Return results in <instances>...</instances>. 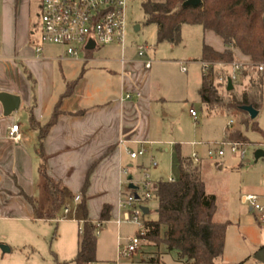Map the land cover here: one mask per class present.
<instances>
[{
  "label": "rangeland",
  "instance_id": "rangeland-1",
  "mask_svg": "<svg viewBox=\"0 0 264 264\" xmlns=\"http://www.w3.org/2000/svg\"><path fill=\"white\" fill-rule=\"evenodd\" d=\"M37 7L34 6V37L40 42L39 18ZM126 24L124 28L123 46L116 44L97 46L94 49L95 62L86 67L88 71L81 73V68L71 67L68 75L86 79L88 92L95 97H106L108 93L118 88L117 73L121 59L134 61H151V67L145 69L153 79L156 101L149 106L150 140L154 143L145 146L146 155L132 160V167H127L121 192L134 191L138 195L143 193L141 179L146 172L149 179L157 182L177 177L176 151L178 145L182 156L196 152L200 158L201 179L205 191L216 197V210L213 215L215 222H228L225 243L222 255L216 260L217 264H264L255 260L259 250H264V226L259 225L254 213L240 202L243 194H264V158L254 162L253 152L255 143L262 141L259 131L251 130L250 126L242 124L235 114H228L225 109L216 108L207 111L201 104L198 95L200 80V65L196 61L200 57L201 45L204 41V31L199 25L184 24L181 26V40L172 45L166 41L158 42L156 26L145 22L144 14L140 8V0H128L125 10ZM211 32V31H210ZM214 39L220 41L213 31L210 33ZM58 49L57 47H55ZM142 48L143 57H138L137 50ZM90 49V50H93ZM89 52V50H84ZM235 52V57H241ZM125 63H128L127 61ZM184 65V69H183ZM255 77V76H254ZM244 88L249 89L248 78H242L236 84V93ZM79 89H77L78 92ZM223 92V91H222ZM223 97L225 94L223 92ZM189 108H193L197 115L191 116ZM230 118H235L231 126H227ZM257 126L264 131V89H262V102L257 116L253 119ZM240 132L250 143L246 153L241 159L237 152H231L224 147L222 156L216 155L218 145L224 141L227 132ZM246 134V135H245ZM227 140V139H225ZM195 142V146L191 143ZM198 142V143H197ZM194 144V143H193ZM139 148H134L137 151ZM166 149V150H165ZM150 156L154 157L156 166H151ZM137 161V162H136ZM136 163H139L138 166ZM221 166L219 169L218 166ZM131 176V180L127 177ZM136 189H129V183ZM117 209L110 220L106 221L94 244V259L113 258L117 247V228L112 220L118 215ZM42 198L39 213L46 218L48 203L47 195ZM264 205V196L260 198ZM67 206L70 213L65 219L63 209ZM137 206H146L148 213L146 219L156 218L157 201L153 192L150 198H141ZM49 209V208H48ZM55 219L37 221L1 220L0 221V264H75L73 257L78 248V223L72 218L83 217L81 203L74 204L68 194L64 196V203L57 205ZM38 217V213L35 214ZM138 225L123 222L118 230L121 246L134 234ZM1 246H8L9 251L4 252ZM151 248L148 247L147 250ZM174 254L161 257L163 264H182L174 261ZM120 264H147L140 258L133 260L122 259Z\"/></svg>",
  "mask_w": 264,
  "mask_h": 264
},
{
  "label": "crops",
  "instance_id": "crops-1",
  "mask_svg": "<svg viewBox=\"0 0 264 264\" xmlns=\"http://www.w3.org/2000/svg\"><path fill=\"white\" fill-rule=\"evenodd\" d=\"M40 1L0 0V91L20 97L19 109L8 116L3 114L0 102V221L46 219L36 217L32 206L19 194L22 190L41 207L46 193L44 179L37 170L40 162L35 151L37 131L29 127L27 110L33 105L36 121L44 124L64 92L66 82L88 71L90 67L86 65L96 61L94 49L78 58H64L59 47L41 44L34 37V6L38 15ZM203 31L202 44L218 52L225 49L221 38L218 41L210 35L211 30ZM38 46L42 47L39 53L36 52ZM126 61L120 64L117 73L118 88L106 97L94 98V95L86 94L89 93L87 82L81 77L73 93L61 99L64 113L43 140L48 175L60 182L64 196L68 194L72 202L77 193L85 199L88 220H98L105 204L111 206L110 219L115 214L125 179L120 169L125 164L132 167V160L138 158L131 159L125 148L134 150L154 143L150 140L149 106L156 101V90L151 75L145 70L151 66L145 68L143 61ZM196 61L200 63L199 59ZM73 66L82 71L75 77L68 75ZM201 82L200 70L197 91ZM232 88L236 91V85ZM80 109L86 111L70 114ZM13 124H18L20 139L17 141L8 136ZM261 134L262 141L255 143L254 152L264 143V131ZM111 147L112 151L108 153ZM94 164L89 184L83 192L86 175ZM113 260L105 258L96 262Z\"/></svg>",
  "mask_w": 264,
  "mask_h": 264
},
{
  "label": "trees",
  "instance_id": "trees-1",
  "mask_svg": "<svg viewBox=\"0 0 264 264\" xmlns=\"http://www.w3.org/2000/svg\"><path fill=\"white\" fill-rule=\"evenodd\" d=\"M185 0H140V8L145 22L156 26L157 41H166L175 45L181 40V26L184 24L199 25L203 30H211L222 39L225 49L215 51L211 46L202 44L200 61L230 63L235 59V52L250 57L255 63L264 62V0H200V3L184 5ZM81 74L65 84V90L56 102L49 119L41 124L36 121L33 105L28 108L29 127L37 131L36 154L40 160L37 170L43 177V187L47 193L50 207L46 218L55 219L57 205L64 203V194L59 181L52 179L47 173L46 155L43 140L57 119L64 113L61 110V99L70 96L77 86ZM249 89L239 94L235 89L221 88L212 80L202 76L199 96L201 104L207 111L216 108L225 109L241 119L242 124L251 130L261 129L250 119L249 114L241 109L243 105H252L259 110L262 102V86L264 75H249ZM225 97H223V92ZM80 109L70 114H83ZM232 125V124H231ZM230 125V126H231ZM227 132L225 141H246L240 132ZM112 147L108 149V153ZM177 177L173 180H159L155 183L153 195L157 201L156 218L146 219L144 215V238L152 243L157 255L150 257L147 264H163V255L174 254L175 262L182 264H217L222 255L225 233L228 222H215L213 215L216 210L215 196L207 194L201 179L200 167L190 156H182L179 146L175 148ZM95 164L89 169L82 191L89 184V176ZM25 200L38 213V202L19 191ZM82 219H87L85 199H81ZM111 206L105 204L100 212L99 220L108 221ZM96 237L92 234V226L85 224V232L79 236L77 252L73 257L75 264L95 262L94 244ZM58 264H65L58 263ZM237 264H244V261Z\"/></svg>",
  "mask_w": 264,
  "mask_h": 264
},
{
  "label": "built area",
  "instance_id": "built-area-1",
  "mask_svg": "<svg viewBox=\"0 0 264 264\" xmlns=\"http://www.w3.org/2000/svg\"><path fill=\"white\" fill-rule=\"evenodd\" d=\"M128 0H41L39 5V37L41 44H50L60 48L61 56L64 58H78L85 54L84 50L89 43H93L94 47L116 44L123 46L124 28L126 24L125 10ZM92 48V49H93ZM42 47L38 46L36 52H41ZM138 57L144 56L142 48L137 50ZM124 62V59H121ZM200 70L202 76L206 80H212L214 84H218L223 90L227 88V80L230 78L232 85H236L242 78L249 75H264V62L255 63L250 57H235L230 63L207 62L200 61ZM151 61H144V67L149 68ZM184 68V65H183ZM191 116H196L193 108L189 109ZM234 122V118H230L227 126ZM9 138L14 141L20 139L18 133V124L9 127ZM195 144V143H194ZM250 143L243 141H222L218 145L220 148L216 150L217 156H222L225 152L224 147H228L231 152H237L241 159L244 158L246 147ZM259 148L264 150V143ZM126 152L131 159L143 156L147 149L140 147L137 151L126 147ZM190 157L195 163L200 158L196 152ZM264 158V156L260 157ZM151 166H156L154 157H151ZM120 173L127 175V168L121 167ZM168 180H173L169 178ZM143 193L138 195L134 191L121 192L118 204V215L113 218L112 222L117 228V247L115 250V259L108 263L91 262L89 264H120L122 259L133 260L140 258L141 261H149L150 257L157 255V250L152 243L148 242L144 235L146 233L144 227V213L140 203L141 198L148 199L151 197L155 183L149 179V175L145 172L141 179ZM137 194V198L136 195ZM81 195L75 194L73 203L76 205L80 202ZM260 197L257 194H243L240 196V202L246 205L253 213L256 222L264 226V205L260 203ZM70 213L67 206L63 209L64 216L57 220L65 219V215ZM78 223V232L83 235L85 232V224L92 226V234L98 237L102 230V226L106 221L75 219ZM110 220V219H109ZM123 222H131L138 225L137 230L127 239L124 246L120 245L118 230ZM150 247V250L147 248Z\"/></svg>",
  "mask_w": 264,
  "mask_h": 264
},
{
  "label": "water",
  "instance_id": "water-1",
  "mask_svg": "<svg viewBox=\"0 0 264 264\" xmlns=\"http://www.w3.org/2000/svg\"><path fill=\"white\" fill-rule=\"evenodd\" d=\"M199 3H200V0H185L183 4L195 6ZM93 47H94L93 43H89L87 45V48H89V49H92ZM230 89H232V82H231V79L229 78L227 80V90H230ZM0 102H1L2 107H3V114L5 116H8V115L16 112L19 109L20 97L18 95H15V94L0 91ZM241 109L246 111L249 114L250 119H254L258 114V110L255 109L252 105H243V106H241ZM262 156H264V150H262L261 148L256 149L254 152V161L256 162ZM128 180H131V176L128 177ZM128 188L129 189H136L137 187L130 182L128 184ZM135 196H136V198L138 197L137 194ZM141 209L145 215L149 211L146 206H141ZM1 248L4 252L9 251L8 246H1ZM255 260L258 262H264V250L261 249L256 253Z\"/></svg>",
  "mask_w": 264,
  "mask_h": 264
}]
</instances>
